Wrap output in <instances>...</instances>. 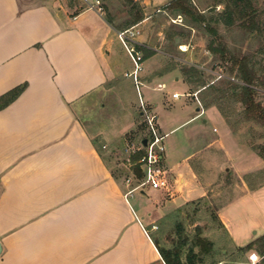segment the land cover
<instances>
[{
	"label": "crops",
	"instance_id": "crops-1",
	"mask_svg": "<svg viewBox=\"0 0 264 264\" xmlns=\"http://www.w3.org/2000/svg\"><path fill=\"white\" fill-rule=\"evenodd\" d=\"M137 1L143 18L132 26L139 30L137 41L146 49L142 52L143 69L138 74L144 101L151 110L164 108L167 100L155 92L167 85L158 77L169 78V85H179L184 91L173 90L171 98L188 97L181 107L193 111L167 130L159 120V132L166 135L165 140L175 129L193 125L182 133V137H190L202 135L204 130L198 121L202 126L219 124L216 140L220 142L228 128L215 106L202 107L198 95L204 87L177 73L176 68L163 69L157 61L160 44L152 43L153 34L147 29L156 28L160 41L161 25L152 18L155 12L164 13L161 7H169L170 0ZM198 1L192 3L202 14L212 7L217 9L214 15L221 11V1ZM103 7L105 15L112 14L107 5ZM116 31L102 12L76 4L0 0V95L17 85H26L14 101L0 109V264H166L154 244L155 212L142 205L160 190L137 192L141 207L136 209L130 201L136 192L125 195L128 188L124 178L119 182L104 161L100 146L105 145L96 143L73 113L89 97L116 87L114 81L121 70L128 72L118 61L122 55L118 54ZM206 53L213 55L207 47ZM211 55L206 56L209 61ZM184 61L196 69L205 68ZM223 67L221 62L216 64L213 73L224 74ZM217 81L212 76L205 85ZM192 85L196 87L190 90ZM134 90L137 101H133L139 107L135 86ZM175 93L178 97L172 96ZM137 112L144 124L140 108ZM182 137L176 149L179 156L174 159L166 151L162 163H169L171 171L189 169L194 176L189 164L185 167L189 154L183 152ZM144 138L139 137L137 144ZM177 141L172 139L170 143ZM130 145L135 146L133 141ZM179 179L183 187L187 179ZM222 225L235 247L252 240L239 243L223 219Z\"/></svg>",
	"mask_w": 264,
	"mask_h": 264
},
{
	"label": "rangeland",
	"instance_id": "rangeland-1",
	"mask_svg": "<svg viewBox=\"0 0 264 264\" xmlns=\"http://www.w3.org/2000/svg\"><path fill=\"white\" fill-rule=\"evenodd\" d=\"M213 1L215 0H201L203 4ZM60 2L63 5L71 3L81 8L87 7L83 0H60ZM100 2L102 14L105 15L103 7L105 4L112 14L118 16L116 22L125 18L123 14H119L120 8H124L123 0H100ZM252 3L256 9L255 20L259 29L249 33L250 31L237 28L235 24L227 27L222 23H209L216 29L217 36L208 30L207 21L197 23V27L191 24L192 30L189 29L190 23L184 16H181V21H178L172 9L170 10L167 6V8L161 7L164 13L163 11L155 12L152 18L158 22V25H161L160 41H157L158 37L155 35L156 28L147 29L153 34L152 43L160 44L161 52L156 56L159 59L157 60L159 65L163 69L176 68L177 73H180L183 65L193 67L184 60L202 64L209 70L197 68L203 72L204 81L208 82L212 76H215L213 73L217 68L215 65L221 62L224 65V75H228L226 72L228 65L219 60L218 56L206 53L207 44L215 38L216 43L224 42L231 49H239L244 54L252 55L259 70V79L255 85L256 100L264 106V0H253ZM223 7L222 3L219 9L222 10ZM152 10L153 8L150 9ZM216 10V7L207 8L204 16L214 17ZM158 14H160L159 17ZM122 48L120 43L118 54L122 56H117L118 61L126 66L128 72H131L133 64L125 49ZM142 49L140 46L141 53ZM210 55L212 57L209 61L206 56ZM211 66L212 69H210ZM158 79L165 81L167 85L155 94L167 101L165 100L164 108L158 106L156 110L152 108V111H155L157 125L159 126V120H161L167 130L180 123L193 111H186L181 107L188 97L171 98L173 90L184 92L179 85H169V78L158 77ZM225 80L227 78H221L214 85L219 86ZM114 83L116 87L110 86L100 94L89 97L84 104L75 107L73 113L92 135V139L98 144L105 145V147L100 146L104 161L117 176V180L121 182L126 174L136 166L133 158L135 153L131 154L128 160L130 150L138 146L139 137H147L148 130L138 115L137 102L133 101V98L136 101L137 98L132 77L121 70L120 76ZM194 87L196 86L192 85L189 89L192 90ZM142 92L145 98L143 88ZM207 95L208 91L198 95L202 107L205 106L201 98ZM221 106L228 119L222 116L228 132L220 142L216 140L220 135L219 124L215 126L207 123L202 126L200 121L197 124L204 130L202 135L182 137V133L193 126L188 125L182 129H175L164 140L165 152L172 153L176 159L175 157L180 154V151L176 149L182 137L185 147L183 152L189 154L185 167L188 168L189 164L194 176L189 169L187 172L184 170L171 171L169 163H162L168 168L169 190L156 192L148 202H142V205L150 207L152 212H155L153 224H156V227L153 233L162 246L172 247L182 242L186 243L182 247L183 260L188 248L192 247L195 237L199 234L200 237L212 241L213 248L210 253L206 254L202 253L199 247H192L200 257V261L195 264H258L261 257L254 252L256 259L251 260V250L243 251L235 247L221 224L223 219L242 244L251 237L253 240L264 234V126L254 120L243 118V107L239 102L222 100ZM137 126L139 132L135 134ZM214 127H218V130L215 131ZM100 131H104L103 135H96ZM172 139L178 140L176 144L170 143ZM131 141L135 146L130 145ZM209 141L214 142L209 144ZM180 176L187 179L183 187L180 185L182 182L179 179ZM260 187L262 188L258 189ZM139 196V193H133L130 201L135 207L140 208V202L137 201ZM138 207L136 209L139 210Z\"/></svg>",
	"mask_w": 264,
	"mask_h": 264
},
{
	"label": "trees",
	"instance_id": "trees-1",
	"mask_svg": "<svg viewBox=\"0 0 264 264\" xmlns=\"http://www.w3.org/2000/svg\"><path fill=\"white\" fill-rule=\"evenodd\" d=\"M223 2V9L214 17L206 18L204 14L199 12L197 7L192 3V0H170L169 8L178 11L184 16L190 23V26L197 23H204L207 21L206 27L208 30L217 36L216 29L209 23H222L227 27H231L234 24L239 29H245L253 32L259 29V26L255 20V7L252 3L253 0H216ZM124 8H120L119 14H123L125 18L117 23L114 22L118 16L116 14L106 13L104 19L115 29L122 30L131 27L138 23L143 18V12L140 4L137 0H123ZM264 23V22H263ZM192 24V25H191ZM215 38L210 40L207 44V49L218 56V59L223 63H226V72L228 76L235 79L237 82L229 79L225 80L219 86L205 85V81L202 77V73L189 66H182L181 72L191 81L195 82V85L204 87L200 93L208 91L207 96H203L202 102L205 107L215 106L224 119H227L223 108L221 106L222 100H234L239 102L243 107L242 116L245 119L254 120L264 126V106L256 100L255 85L259 79V70L252 59L251 54H244L239 49H231L224 42H215ZM146 49H142L145 51ZM25 84H20L12 89L6 91L0 95V109L11 103L16 97L23 91ZM228 120V119H227ZM141 154L138 151L134 154L133 158L137 159ZM136 174L141 176V172L138 166L134 168ZM222 225V224H221ZM160 255L166 264H195L200 261V257L192 247H199L202 253H210L213 248L212 241L202 238L199 234L195 237L192 247H189L185 255V259H182V247L185 242L173 245L172 247H164L159 243V240L154 239ZM240 250L255 252L261 259L258 264H264V234L251 240L242 247Z\"/></svg>",
	"mask_w": 264,
	"mask_h": 264
},
{
	"label": "built area",
	"instance_id": "built-area-1",
	"mask_svg": "<svg viewBox=\"0 0 264 264\" xmlns=\"http://www.w3.org/2000/svg\"><path fill=\"white\" fill-rule=\"evenodd\" d=\"M83 2L87 6L86 8L95 10L99 13L102 12L100 0H83ZM176 20L181 21V16L177 15ZM176 20L172 19V21ZM138 34L139 30L136 29L135 26L116 31L117 39L125 49L133 64V70L127 72L126 75L131 76L133 79L138 96L139 108L148 130V135L145 137L146 144L144 146L139 144L136 148L130 150L131 152L128 160H130L131 154L141 151L140 156L135 160L136 165L141 172V176H138L134 169L130 170L125 176L124 183L128 188L125 193L126 196L131 195L133 192H143L147 188L168 191L170 187L168 169L162 165V157L165 153L166 147L164 142L166 135L159 132L156 123V114L146 104L139 89L141 81L138 74L143 69V56L140 50L141 44L136 39ZM214 74L215 79L227 78L231 81L237 82L231 77H226L220 71L215 72ZM158 87L162 86L158 85ZM172 96L178 97V94L175 93ZM130 164L131 163H129V165Z\"/></svg>",
	"mask_w": 264,
	"mask_h": 264
},
{
	"label": "water",
	"instance_id": "water-1",
	"mask_svg": "<svg viewBox=\"0 0 264 264\" xmlns=\"http://www.w3.org/2000/svg\"><path fill=\"white\" fill-rule=\"evenodd\" d=\"M141 144L144 146L145 144H146V139L144 138L142 141H141ZM2 244H1V242H0V255H1V253H2Z\"/></svg>",
	"mask_w": 264,
	"mask_h": 264
},
{
	"label": "bare ground",
	"instance_id": "bare-ground-1",
	"mask_svg": "<svg viewBox=\"0 0 264 264\" xmlns=\"http://www.w3.org/2000/svg\"><path fill=\"white\" fill-rule=\"evenodd\" d=\"M181 48H183L184 49V46L182 45L181 46ZM251 260H255L256 259V254L254 253V254H252V256H251V258H250ZM219 264H221V263H219Z\"/></svg>",
	"mask_w": 264,
	"mask_h": 264
}]
</instances>
